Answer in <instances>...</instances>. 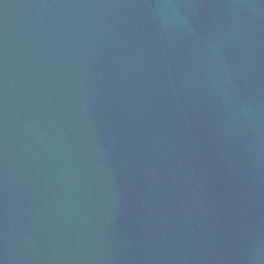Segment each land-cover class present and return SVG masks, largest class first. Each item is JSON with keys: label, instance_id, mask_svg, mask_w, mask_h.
<instances>
[{"label": "water", "instance_id": "obj_1", "mask_svg": "<svg viewBox=\"0 0 264 264\" xmlns=\"http://www.w3.org/2000/svg\"><path fill=\"white\" fill-rule=\"evenodd\" d=\"M0 264H264V0H0Z\"/></svg>", "mask_w": 264, "mask_h": 264}]
</instances>
